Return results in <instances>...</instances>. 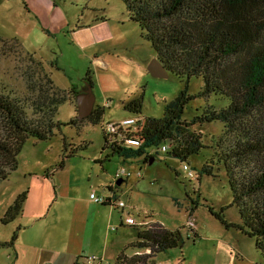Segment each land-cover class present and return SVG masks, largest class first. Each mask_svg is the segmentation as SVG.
Listing matches in <instances>:
<instances>
[{
    "label": "rangeland",
    "instance_id": "1",
    "mask_svg": "<svg viewBox=\"0 0 264 264\" xmlns=\"http://www.w3.org/2000/svg\"><path fill=\"white\" fill-rule=\"evenodd\" d=\"M96 58H102L107 67L97 63ZM153 58V49L140 36L138 24L129 20L122 0H0V90L12 89L31 97L44 83L42 76L49 74L61 93H67L72 86L78 91L90 69L95 105L104 108L97 124L88 119L77 125L66 124L76 117V100L69 94L58 107L55 119L62 124L52 137L26 140L18 154L17 169L0 182V243L9 242L15 231L10 223L2 225L4 209L20 190L27 188L29 176L56 167L65 138L72 147L86 145L65 162V167L75 172L73 187L78 198L89 202L91 191L104 196L113 192L116 201L124 203L123 209L106 205L104 210V204L96 203L102 213L94 217L93 226L88 225L86 218L81 220L79 246L89 250L88 257L100 258L96 264H114L122 250L128 255L135 252L129 247L134 236L132 225L126 222L128 218L136 223L158 222L168 229L181 230L184 246L157 253L154 259L158 264H263L255 239L237 226L238 211L229 206L231 192L215 149L224 129L222 122L193 126L201 132L204 147L186 162L160 151V147L148 150L158 152L152 162H145L143 156L128 161L117 155L106 158L109 150H102V126L137 116L123 108V100L142 93L138 116L160 118L164 103L174 99L184 87V80L174 74L152 75L148 65ZM201 86L202 79L192 77L188 92L196 94ZM206 104L220 108L226 101L214 95L196 97L184 111V118L191 119ZM99 159L102 164L95 162ZM184 164L195 174L193 177L185 172ZM204 164L212 167V175L202 174L198 179ZM121 168L130 176L117 185L114 174ZM197 190L199 203L190 215V197L195 199ZM208 206L215 212L224 208L222 215L231 226L226 228ZM86 212H90L87 207ZM190 218L194 229L187 225ZM28 261V254L18 242L15 249L0 247V264ZM45 264L55 262L48 260Z\"/></svg>",
    "mask_w": 264,
    "mask_h": 264
},
{
    "label": "trees",
    "instance_id": "2",
    "mask_svg": "<svg viewBox=\"0 0 264 264\" xmlns=\"http://www.w3.org/2000/svg\"><path fill=\"white\" fill-rule=\"evenodd\" d=\"M122 2L129 20L138 24L140 36L153 49L154 57L168 73L184 80V87L174 99L164 103L160 118L138 116L142 109V93L123 100V108L137 115L139 120L135 128L127 129L125 137L137 138L139 145H127L125 137L103 131L102 150H109L106 158L117 155L122 161H128L143 156L148 162L158 153L149 152L151 147H160L162 151L161 147L167 145L164 152L186 162L204 147L201 132L193 126L222 122L224 129L215 149L231 192L229 206L237 209V226L255 239L264 264V0ZM192 77L202 79L196 94L188 92ZM41 79L44 83L37 86V94L31 97L12 89L0 90V182L17 169L18 154L29 137L47 140L60 127L62 123L55 118L59 105L69 94L75 97L92 86L90 69L78 91L72 86L67 93H61L49 74ZM210 95L225 100L226 104L220 108L206 104L197 109L199 112L191 119L184 118V111L194 98ZM103 114L104 108L95 105L85 119L97 124ZM83 120L75 117L66 124L77 125ZM62 140L60 160L53 170L65 167L66 160L86 146L72 147L65 138ZM95 162L102 164V159ZM49 174V170L44 171V175ZM202 174L212 175V167L202 165L197 178ZM118 180L120 184L124 181ZM27 194L28 190L17 194L1 218L2 225L11 223L21 214ZM195 197H190V215L199 203L198 190ZM106 205L110 204L104 203L103 207ZM208 209L226 228L231 226L222 215L224 208L219 212L210 206ZM130 225L134 240L129 247L135 252L128 255L122 250L114 264H158L154 259L157 253L182 248L185 244L180 229H168L158 222ZM17 231L12 233L9 242L0 243V247L14 246ZM193 236L197 238V232L194 231ZM85 260L86 256L81 255L73 264H84Z\"/></svg>",
    "mask_w": 264,
    "mask_h": 264
},
{
    "label": "crops",
    "instance_id": "3",
    "mask_svg": "<svg viewBox=\"0 0 264 264\" xmlns=\"http://www.w3.org/2000/svg\"><path fill=\"white\" fill-rule=\"evenodd\" d=\"M95 61L107 67L102 58H96ZM71 172V169L63 167L49 170V176L43 172L28 177L25 189L28 194L22 212L10 223L13 230H18L13 248L17 242L21 245L28 254V264H45L48 260L55 264H73L78 256L89 255L87 248L79 246L81 220L86 218L88 225L93 226L94 217L102 211L91 199L88 202L87 198H78L73 187L75 172ZM86 207L90 212L85 213Z\"/></svg>",
    "mask_w": 264,
    "mask_h": 264
},
{
    "label": "built area",
    "instance_id": "4",
    "mask_svg": "<svg viewBox=\"0 0 264 264\" xmlns=\"http://www.w3.org/2000/svg\"><path fill=\"white\" fill-rule=\"evenodd\" d=\"M139 124V120L136 117H129V118H125L123 119L121 122H107L106 125H103V131L106 134H110V135H121L122 137H125L126 135V131L128 128L130 127H136ZM125 142L127 145L130 146H138L139 145V140L137 138L134 137H129L126 136L125 138ZM168 149L167 145H163L161 147L162 151H166ZM183 169L185 170V172L188 174L189 177H193L195 174L192 173V171L189 169V167L187 165H183ZM130 176V173L128 171H126L125 169L121 168L118 169L115 174L114 177L116 178V181L118 179H126ZM90 199L94 202V203H99V204H110V205H115L116 207L123 209L124 207V203L122 201H116V199L114 198V195H98L96 194L94 191H92L90 193ZM128 224H143L141 222L136 223L135 220L133 218H128L126 221ZM187 225L190 229H194L195 223L193 221V218H190L187 222ZM114 230L116 229V227H112ZM86 263L87 264H96L97 262L101 261L100 258L95 257V256H87L86 257ZM110 264V263H107Z\"/></svg>",
    "mask_w": 264,
    "mask_h": 264
},
{
    "label": "water",
    "instance_id": "5",
    "mask_svg": "<svg viewBox=\"0 0 264 264\" xmlns=\"http://www.w3.org/2000/svg\"><path fill=\"white\" fill-rule=\"evenodd\" d=\"M149 72L157 77H167L168 71L166 68L159 62V60L154 57L148 65ZM76 100V118L78 120L85 119L88 117L95 106V97L92 93L91 86H88L84 91L79 92L75 96ZM153 158L149 159V162H152ZM120 180L116 181L117 185H120Z\"/></svg>",
    "mask_w": 264,
    "mask_h": 264
},
{
    "label": "flooded vegetation",
    "instance_id": "6",
    "mask_svg": "<svg viewBox=\"0 0 264 264\" xmlns=\"http://www.w3.org/2000/svg\"><path fill=\"white\" fill-rule=\"evenodd\" d=\"M84 91V90H83ZM82 92V91H81Z\"/></svg>",
    "mask_w": 264,
    "mask_h": 264
}]
</instances>
